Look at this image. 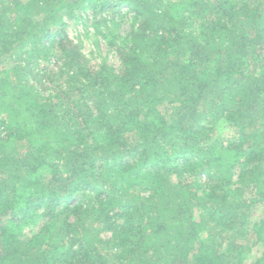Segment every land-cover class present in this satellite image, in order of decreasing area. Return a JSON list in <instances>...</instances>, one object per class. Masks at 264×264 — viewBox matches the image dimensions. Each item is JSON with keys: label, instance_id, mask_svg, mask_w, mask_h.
<instances>
[{"label": "trees", "instance_id": "obj_1", "mask_svg": "<svg viewBox=\"0 0 264 264\" xmlns=\"http://www.w3.org/2000/svg\"><path fill=\"white\" fill-rule=\"evenodd\" d=\"M0 264H264V0H0Z\"/></svg>", "mask_w": 264, "mask_h": 264}, {"label": "rangeland", "instance_id": "obj_2", "mask_svg": "<svg viewBox=\"0 0 264 264\" xmlns=\"http://www.w3.org/2000/svg\"><path fill=\"white\" fill-rule=\"evenodd\" d=\"M93 12L94 11L92 9H88L86 13L85 14L82 13L81 17H79L78 19L66 17L65 29L68 34V37L71 43L76 46V49L85 55V59L92 61L91 65L95 66L97 63L101 62L103 59L108 57L109 61L112 62L114 66L120 67L121 59L118 58L117 54L114 52L115 50H112L110 44L108 43V39H106L102 33H107L108 31L115 32L116 30V32L118 33L120 32L121 38L125 37V35L129 32L133 24V14L128 12V8L125 5H122L120 8L117 9L114 8V10L110 12L108 11L102 12L101 14H98L96 16ZM113 12L117 14H114ZM115 20L121 23L119 25V30L113 24ZM96 21H107V22H105L102 26L97 28V26H95ZM38 63H41L40 64L41 68L42 67L46 68L45 71L47 75L48 72L50 73L51 70L55 71L52 73L55 74L59 70V67L61 66V62H56L55 58H52L50 61L39 60ZM30 74L33 75L31 72ZM31 78L32 77H30V79ZM57 78H60L59 81L56 82V84L53 83L52 85H50L51 89L52 88L54 89L55 86L57 87V85L59 86L60 84L62 85L64 84L63 86H67L69 84L66 75L62 77L57 76ZM47 88H49V86H47ZM46 90L49 91L50 89L49 90L46 89ZM221 129L228 132L230 128H227V126L223 124ZM137 190L138 189L136 187L135 191ZM76 201L77 200H73L70 205H73ZM88 220H90V218ZM51 223L52 222L50 221V226ZM60 224L62 223H59L57 226H59ZM37 231H34V233H37ZM251 234L248 231L247 234L243 235L241 239L238 242H236L237 247L240 245V243H245L246 246L250 244L251 242H249V240L251 241L253 240V236H249ZM108 236H110V234Z\"/></svg>", "mask_w": 264, "mask_h": 264}]
</instances>
